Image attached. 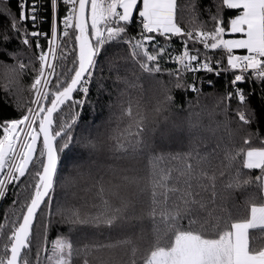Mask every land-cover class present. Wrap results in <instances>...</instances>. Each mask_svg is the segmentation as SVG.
<instances>
[{
  "label": "trees",
  "instance_id": "16d2710c",
  "mask_svg": "<svg viewBox=\"0 0 264 264\" xmlns=\"http://www.w3.org/2000/svg\"><path fill=\"white\" fill-rule=\"evenodd\" d=\"M21 2L24 0H0V122L19 118L24 109L32 106L30 102L35 95L31 88L34 82L31 68L18 76L6 70L19 62H31L33 67H39L35 60V39L31 48H27L10 27V19L19 20ZM27 2L39 3L38 30L51 35L52 11L48 0ZM177 4L178 19L186 31H198L205 24L210 29V16L217 12L225 20L238 14L236 10H224L222 0H177ZM64 14L65 8L60 5L59 15ZM26 27L31 30L33 25L29 21ZM137 29L138 25L133 23L127 29L128 35H136ZM5 35L10 38L8 43L2 39ZM159 42L173 56L182 52L180 38H173L169 43L163 39ZM40 44L46 47L47 40L40 37ZM194 47L202 54L207 51L213 60L223 59L221 69L227 66L223 50H204L200 44ZM160 67L161 73L144 72L123 43L110 44L100 57L87 103L72 110L80 114L71 131L74 147L69 154L61 152L52 194L54 203L49 210L50 227L45 232L43 223L35 224L40 229V256L45 261L51 255V242L64 237L73 245L71 264H144L157 243L167 246L174 239L161 216H175L181 211L185 207L186 191L193 193L192 199L206 204V209L192 214L191 218L197 220L194 228H199L205 220L211 222L209 211L218 209L214 215H223L229 222H242L249 218L252 204H264V192L256 181L260 171L243 167L249 147L243 141L251 138V147L264 146L261 144L264 141V84L251 80L241 82L239 88L247 96L241 104L235 97L226 99V94L233 92L229 82L234 78V71L221 70L219 76L205 71L177 73L179 65L170 62L168 57L160 60ZM193 85L198 92L190 90ZM165 95L173 100L161 105ZM74 96L82 99L80 93ZM129 107L132 116L125 114ZM241 111L250 119L249 124L239 121ZM141 116L146 117L142 139L148 148L133 147L134 136L129 135L135 133V124ZM89 140L95 148L84 147ZM63 142L58 140L57 146ZM118 145H123V150ZM190 152L194 157L205 159L200 163L197 159H188ZM152 157L162 159L154 161ZM187 165L194 169L191 189L180 175ZM164 176L170 178L165 182ZM22 180L29 183L30 177ZM237 180L242 185L240 188L228 187ZM246 180L253 183L244 185ZM174 188L179 189L175 195L170 191ZM153 190L157 192L155 204ZM213 191L215 203L210 204ZM162 193H167V198ZM27 195V192L20 193L19 188L8 186L0 202V223L8 225L9 219H18L19 206L14 207L12 202L17 198L24 201ZM105 203L112 210L127 205V214L113 226L97 222L94 218L102 217ZM57 207L76 212L79 220L75 224L67 222L55 214ZM179 225L187 229L188 218L180 219ZM7 235L10 232H0V255L6 244L10 248ZM250 243L252 248L262 249L264 229L251 230ZM30 247L29 258L36 264L35 240Z\"/></svg>",
  "mask_w": 264,
  "mask_h": 264
},
{
  "label": "snow or ice",
  "instance_id": "6c2138e0",
  "mask_svg": "<svg viewBox=\"0 0 264 264\" xmlns=\"http://www.w3.org/2000/svg\"><path fill=\"white\" fill-rule=\"evenodd\" d=\"M48 4L52 11L51 35L38 30V3L29 5L24 0L19 3V20L10 19V27L23 46L31 48L35 39V60L39 67H33L31 62H19L6 69L18 76L31 68L34 72L31 88L35 95L30 102L32 106L24 109L19 118L0 122V175L4 177L0 178V198L6 196L9 185L19 188L20 193H28L24 201L17 198L12 202L14 207L19 206L18 219H9L8 225L0 223V232H10L6 236L10 248L5 245L0 264H32L29 257L34 240L36 264H71L73 245L64 237L51 242V255L46 261L40 256V229L35 224L43 223L45 230L50 227L49 210L54 203L52 194L58 177L59 153L69 154L74 147L71 131L80 114L72 110L87 103L86 97L100 57L105 55L110 44H125L132 60L149 74L161 73L160 60L165 57L179 65L177 73L181 70L194 73L205 71L219 76L221 70L225 73L235 70L234 78L229 82L233 92L227 93L226 99L235 97L241 104L246 102L247 96L238 87L239 83L251 80L264 84V0H222L224 10H236L238 14L225 20L217 12L210 16L212 27L206 29L205 24L198 31L182 28L177 0H48ZM60 5L65 8L62 17L59 15ZM29 21L33 25L31 30L26 27ZM133 23L138 25L137 34L129 36L127 29ZM21 26H24L23 31ZM226 34H239V38H224ZM40 37L47 40L46 47L40 44ZM173 38H180L182 43L181 54L174 56L159 42L163 39L169 43ZM2 39L4 43L10 40L7 35ZM196 44L202 45L204 50H223L227 66L221 69L223 59L213 60L207 51L202 54L199 48L194 47ZM234 50H246V54L236 55ZM9 58L16 59L15 56ZM190 90L199 91L194 85ZM76 93L83 98L76 99ZM172 100L173 97L165 95L161 105ZM125 114L132 116L131 107ZM238 119L243 124L251 122L242 111ZM145 122L146 117L141 116L135 124V133H129L134 136L131 141L133 147H150L142 139ZM58 140L64 142L57 146ZM243 143L249 146L243 167L260 171L256 181L264 192V146L251 147V138ZM261 144L264 145V141ZM84 147L95 148V144L89 140ZM118 147L123 150L124 146ZM187 158L197 159V163L205 159L194 157L191 152ZM159 159L162 157H152L154 161ZM193 171L192 166L187 165L180 174L188 189L192 187ZM26 176L30 177L29 183L22 180ZM169 178L164 176L162 180L166 182ZM251 183V180L243 182L244 185ZM155 186L154 182L153 189ZM241 186L238 180L228 185L229 188ZM201 189L204 190L205 186L202 185ZM170 191L175 195L179 189ZM161 195L167 198V193ZM192 195L191 191L184 193L187 197L185 207L175 216H161L174 239L167 246L157 243L144 264H264V249L252 248L249 244V230L264 229V204H252L250 219L242 222H229L223 215H214L218 209L209 211L211 222L205 220L199 228H194L197 220L191 216L206 209V204L192 199ZM151 196L155 204L157 192L153 190ZM208 203H215L214 191ZM54 212L71 224L79 220L76 212L60 207ZM126 214L127 205L112 210L105 203L103 218L94 219L113 226ZM184 217L188 218L187 229L179 225V220Z\"/></svg>",
  "mask_w": 264,
  "mask_h": 264
},
{
  "label": "crops",
  "instance_id": "0c3cea01",
  "mask_svg": "<svg viewBox=\"0 0 264 264\" xmlns=\"http://www.w3.org/2000/svg\"><path fill=\"white\" fill-rule=\"evenodd\" d=\"M224 38H239V34H226ZM234 54L243 55V54H246V50H234ZM248 219H250V216H249ZM251 230H260V229L257 228V229H250L249 230V244H250V247H251V243H250V231ZM262 249H264V247Z\"/></svg>",
  "mask_w": 264,
  "mask_h": 264
},
{
  "label": "rangeland",
  "instance_id": "374dc122",
  "mask_svg": "<svg viewBox=\"0 0 264 264\" xmlns=\"http://www.w3.org/2000/svg\"><path fill=\"white\" fill-rule=\"evenodd\" d=\"M234 54V53H233ZM0 178H4L3 176H1ZM8 188V187H7ZM1 200H2V198H0V202H1ZM108 229H109V232H110V227H108ZM45 232H46V230H45ZM45 232H44V235H45ZM122 239H123V237H122ZM42 243H43V246H42V254H43V256H44V254H45V248H46V238H45V236L43 237V239H42Z\"/></svg>",
  "mask_w": 264,
  "mask_h": 264
},
{
  "label": "built area",
  "instance_id": "2783aa9c",
  "mask_svg": "<svg viewBox=\"0 0 264 264\" xmlns=\"http://www.w3.org/2000/svg\"><path fill=\"white\" fill-rule=\"evenodd\" d=\"M39 4V3H38ZM38 15H39V10H38ZM230 71V70H229ZM231 71H235V70H231ZM240 84V83H239ZM239 84H238V87H239ZM232 87V86H231ZM232 90H233V88H232ZM83 98V97H82Z\"/></svg>",
  "mask_w": 264,
  "mask_h": 264
},
{
  "label": "water",
  "instance_id": "95a60500",
  "mask_svg": "<svg viewBox=\"0 0 264 264\" xmlns=\"http://www.w3.org/2000/svg\"><path fill=\"white\" fill-rule=\"evenodd\" d=\"M75 95V94H74ZM54 116H55V114H54ZM57 143V142H56ZM59 155H60V153H59ZM59 163H60V160L58 161V168H59ZM1 176V175H0Z\"/></svg>",
  "mask_w": 264,
  "mask_h": 264
},
{
  "label": "bare ground",
  "instance_id": "6f19581e",
  "mask_svg": "<svg viewBox=\"0 0 264 264\" xmlns=\"http://www.w3.org/2000/svg\"><path fill=\"white\" fill-rule=\"evenodd\" d=\"M60 156H61V153H60Z\"/></svg>",
  "mask_w": 264,
  "mask_h": 264
}]
</instances>
